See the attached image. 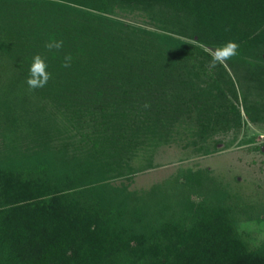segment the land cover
<instances>
[{"label": "trees", "instance_id": "obj_1", "mask_svg": "<svg viewBox=\"0 0 264 264\" xmlns=\"http://www.w3.org/2000/svg\"><path fill=\"white\" fill-rule=\"evenodd\" d=\"M228 41L238 55L213 64ZM36 54L52 78L33 90ZM184 119L206 142L264 124V0H0V264H264L207 168L99 191ZM49 153L67 166L47 168Z\"/></svg>", "mask_w": 264, "mask_h": 264}, {"label": "rangeland", "instance_id": "obj_2", "mask_svg": "<svg viewBox=\"0 0 264 264\" xmlns=\"http://www.w3.org/2000/svg\"><path fill=\"white\" fill-rule=\"evenodd\" d=\"M122 21L152 28L148 16L138 8L117 7L113 14ZM215 50V49H214ZM193 124L181 120L177 133L169 143L156 145L152 152L139 149L132 164L135 170L131 178L125 176L108 179L109 183L99 186L103 196L108 197L110 183L126 186L139 193L152 185L175 175L181 168L205 169L214 175L219 185L228 194L229 200L237 204V226L250 246L264 244V124L247 122L236 131L215 134L213 139L202 141L192 134ZM197 138V139H196ZM197 140L195 143L193 140ZM214 139H219L215 149L205 153L198 148ZM206 142V143H205ZM62 156V157H61ZM47 155L46 167L53 169L67 166L61 154ZM151 162L149 167L140 166ZM75 162V164H74ZM72 167L76 161L68 162ZM169 181V179H167ZM106 199V198H105Z\"/></svg>", "mask_w": 264, "mask_h": 264}, {"label": "clouds", "instance_id": "obj_3", "mask_svg": "<svg viewBox=\"0 0 264 264\" xmlns=\"http://www.w3.org/2000/svg\"><path fill=\"white\" fill-rule=\"evenodd\" d=\"M63 41H49L46 43L45 47L49 50L56 49L59 50L63 47ZM239 45L236 42L228 41L224 45L216 48L212 53L213 64H224L226 61L230 60L232 57L238 55ZM72 62V56L66 55L64 57V63L62 67L70 68ZM48 64L46 58L40 54H36L33 57V62L30 67L29 77L27 79V84L31 89L44 88L48 81L52 78L51 73L47 71Z\"/></svg>", "mask_w": 264, "mask_h": 264}]
</instances>
